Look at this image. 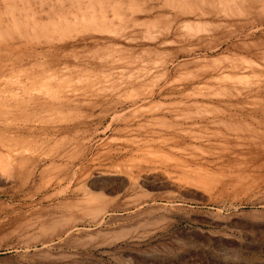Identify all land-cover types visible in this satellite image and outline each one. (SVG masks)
Here are the masks:
<instances>
[{
  "label": "rangeland",
  "instance_id": "1",
  "mask_svg": "<svg viewBox=\"0 0 264 264\" xmlns=\"http://www.w3.org/2000/svg\"><path fill=\"white\" fill-rule=\"evenodd\" d=\"M11 1L2 0L3 3L0 2V5L2 3L4 7L8 8L9 13L14 7L17 9V12L13 10L14 14L12 12L9 14L6 8L0 7V15L4 14L1 18L5 23L3 25L0 18L2 23H0L2 25L0 30L4 29L1 31V35L5 34L6 36L7 34L8 36L10 33L11 38L19 40H16V43L13 39H9L10 37H5V40H3L4 36L0 37L2 38L0 40V147H2L0 148V158L3 159H0V165L3 167L0 166V264H264V164L254 154L258 150L257 147H254L255 144L252 146L255 142L251 143L249 139H244L245 144V142H241L243 140L240 138L250 135V132L248 134L244 129L247 127V131H251L249 129L257 125L263 129L257 131L264 132L262 125L264 124V24H262L263 26L259 24L262 27H249V29L252 28V32L243 34L236 39L240 43V48L241 44L245 47L247 45V47H243L242 50L236 46L229 53L225 50V44L217 46L219 39L205 35L204 31L197 32L198 35L195 38L186 34V37L171 43H161V39L165 35H163V31L167 32L166 29L168 28L169 31L170 28L169 24L174 15V11L170 9L173 6L177 7L180 10L178 13H183V16L186 15V12L195 11V17L194 14L191 15L192 17L190 16V20L193 19V23H195L204 17L200 12H208L204 6L211 0H185V2L184 0L183 2L181 0H153V2L152 0H120V3L117 2L118 0H110L111 2L86 0L90 3L84 0L87 4L83 0L82 4L79 2L81 0H78V4L75 0H68V2L74 1L73 5L76 3L75 6L70 5V2L67 4V0H64L63 3L60 2L62 0H55L56 2L53 0H46V2L44 0H38V2H35L37 0H22L25 9L21 3V6L16 3V0H13V4ZM48 1L52 6L47 4ZM52 1L55 2V6ZM97 1L101 3V7H97L99 4ZM103 1L110 3L107 4ZM258 1L260 0L253 1L256 2L255 8ZM42 2L46 7L50 6V11L49 7L46 8L42 5ZM179 2H182V5ZM6 3L13 8L5 6ZM24 3L33 8H28ZM56 3L58 4L56 5ZM152 3L156 8L151 14H148L149 10L146 7L150 5L148 6L150 8ZM240 3L244 4L241 1ZM38 7L40 8L38 9ZM69 7L70 9H68ZM58 8H61L68 18L62 11L59 14ZM65 8L72 12H66ZM52 9L55 12H52ZM89 9L90 11H88ZM2 10H5V13ZM47 11H49V14L47 13L48 20L43 16ZM121 11L123 12L121 13ZM18 12L23 15L17 17L20 14ZM30 12L35 14V17ZM92 12H94L95 19L85 16L92 15ZM262 12L264 9L259 12L260 14H257V18L264 16ZM15 13V24L16 22L20 24L18 21L22 18L25 21V18L30 19V17L35 18L34 20L39 24L35 26L33 22L36 24L37 22L31 21L30 25L26 26L27 19V22L22 20L24 22L21 21L20 25L22 26L16 24L17 29H20L19 33L15 34L18 31H14L16 29H13L14 23L10 26L7 23L13 22L11 15H15ZM72 13L78 19L71 16ZM198 13L200 14L199 19H197ZM81 14L84 18L80 16ZM98 14L100 18H98ZM8 15L11 17H6ZM39 15L41 18L44 17L42 19L45 23L39 21L42 20ZM114 15L115 17H113ZM37 16L39 17L36 18ZM53 20L54 25L52 24ZM89 24L97 25L98 28H89ZM202 24L195 23L193 28L202 30ZM5 25L6 28H13H8L4 33ZM51 25L56 29H53ZM30 26L35 28L32 30H35L33 32H36L35 37L37 36L38 39H32L34 33ZM67 26H71L72 29L71 27L68 29ZM205 26L210 27L211 23L207 22ZM65 27H67V31H65ZM10 30L15 33L12 34ZM55 30L57 33L54 34ZM43 32L48 35L46 34L47 36L41 40L40 37H44L45 34ZM56 34L58 35L56 36ZM30 37L34 43L31 42ZM48 40L49 42H47ZM261 48L263 49L261 50ZM182 49L185 52L178 58V61L171 62L167 59L164 63L154 64L148 75L139 76L128 70L134 68L132 70L135 71L136 68H140L141 64L137 65L132 62L139 60L135 59L137 56L145 64L148 57L149 59L155 55L157 59L158 57H168L169 52L173 53L177 50L180 52ZM236 51L237 53H235ZM131 57L134 59L132 60ZM132 63L131 66L126 65ZM124 64L125 68H122ZM229 64L231 65L226 66L227 69L222 67ZM126 66L127 68L128 66L134 67L127 69ZM222 68L228 71H224ZM85 88L88 92L85 91ZM250 110H255L257 113L254 111V114ZM243 112L246 113L244 116H250L251 112L253 118L260 116L258 118V120L261 119L260 121L254 119L258 123H263L256 122L257 124H255L253 122L252 127L249 128L246 124L250 117H244ZM198 113L202 114L203 119L197 118ZM150 114L154 118L159 117L160 120L167 121L161 126L166 125L163 129L168 138H172L173 135L172 139L177 138L174 143L181 150L177 149L174 152L172 163L171 160L169 161L170 167L155 168L142 173V177L139 178L143 183L142 191L163 198L175 199L174 205L180 209L181 213L190 212L197 218L195 221L180 219L179 223L173 227L157 230L148 235L149 233H139L134 230L120 231L121 228L134 223L131 216L120 214L121 216L116 217V222L113 220L110 228H106V225L90 226L81 228L82 230L74 232L71 234L72 236L56 237L55 232L59 230V227L56 228L57 231L51 230L49 226H46L50 223L49 215L45 214L47 218L43 216L45 217L43 220L41 215L43 209L49 206V201L44 200L41 205L39 202H41L42 195L40 194L31 196L32 201L30 198L27 201L21 200L20 197L23 195L12 199V181L4 177L7 174L4 171H8L6 165L13 161L14 156H20L19 154L22 153L21 156L24 157L38 158L45 151L51 149L54 151L58 145L65 144L64 141L69 139L67 134L76 127L91 128L90 130L98 128L100 130L98 135L92 137L86 144V148L91 151L106 150L112 144L111 139L117 143V141L132 137L137 131H140V134L144 136L152 127L142 126L139 130L136 125L137 122L141 123L145 116L151 117ZM231 115L235 119L237 116L236 120L241 117L240 120L243 117L247 119L246 123L238 120L241 124L245 123L246 127H242L244 132H236V129L241 128L238 125L240 122L237 121L236 125L239 127L237 128L233 123L235 120L232 118L234 117ZM220 116L221 118L230 117V120H233L232 126L230 123L227 125L230 124L232 128L235 125L236 129L233 130L226 124L220 127L222 124L218 125L219 122L215 124L214 118ZM154 121L158 122L157 119ZM159 122L160 125L162 121ZM112 125L122 128L123 134L121 132L120 135L109 138ZM224 126H227L226 129ZM257 126L255 131L259 129ZM66 128L70 129L66 131ZM229 130H232L231 133L228 132ZM233 131L235 135L233 134L234 136L231 137L235 140L233 142H236V146H238L237 143L240 144L238 148L233 147L232 139L229 136ZM240 134L244 135L240 136ZM198 137L204 138L202 143L200 142L201 138L198 139ZM227 137L230 141H226ZM234 137L240 138V142H237L238 139L236 140ZM205 140L209 141L210 145ZM223 143L229 145L226 147H232L226 148ZM249 147L252 150L249 151ZM253 150L254 152H252ZM59 163H62L61 159L54 164L57 166ZM28 166L29 164L25 168L30 170V166ZM35 169H33L35 175L43 179L52 178L57 173L56 167L48 161L40 163ZM64 172L69 173L71 170L67 168ZM93 180H96L98 186L92 188V191L95 192L119 187V184L114 180L101 182L103 178L98 177L95 171L87 179L86 187H89V183ZM36 182L39 183V179ZM75 182L77 181L73 178L69 183L71 186L68 185L69 188L68 186L63 190L55 188L54 190L50 189L49 192H59L58 201H67L70 205L82 196V190L79 191V186ZM36 198L38 199L36 200ZM50 216V218H56L55 215L50 214ZM44 220L45 223H43ZM32 222L39 226L43 223L46 226L44 229L47 230L40 231V228L36 227V229L25 230L28 234L25 233L23 225ZM68 222L70 224L72 221ZM11 231L15 232L11 233ZM44 240L48 245L42 244ZM10 243L12 245L9 246ZM35 243V247L25 248L27 244L34 245ZM48 251L51 252L49 255L56 254L54 256H58L59 259L56 262H49L50 259L46 260Z\"/></svg>",
  "mask_w": 264,
  "mask_h": 264
},
{
  "label": "bare ground",
  "instance_id": "2",
  "mask_svg": "<svg viewBox=\"0 0 264 264\" xmlns=\"http://www.w3.org/2000/svg\"><path fill=\"white\" fill-rule=\"evenodd\" d=\"M5 1V0H4ZM10 1V0H9ZM17 2L16 3H18L19 5H20V3L22 4L23 3V1L22 2H18V1H20V0H16ZM35 1V0H34ZM45 2H46V0H44ZM49 1H51V0H49ZM49 1H48V3L47 4H49ZM53 1H55V0H53ZM52 1V2H53ZM57 1V0H56ZM55 1V2H56ZM58 1H60V0H58ZM66 1V0H65ZM75 1H77L76 3L78 4V0H75ZM84 1V0H83ZM83 1L81 0V1H79V2H81L80 4H82L83 3ZM86 1V0H85ZM84 1V3H86V2H88V1H91V0H88V1H86L85 2ZM94 1H96V0H94ZM99 1V0H98ZM97 1V3H99ZM102 1V0H101ZM100 1V2H101ZM106 1H110V0H106ZM106 1H103L104 3H107ZM112 1V0H111ZM110 1V2H111ZM120 0H118L117 2H119ZM124 1V0H123ZM155 1V0H154ZM162 1V0H161ZM171 1H173V0H171ZM182 2H183V0H181ZM187 1V0H186ZM240 1L241 2H244V4H242V3H240ZM254 0H211V2L210 3H208V4H206L204 7H206L205 8V10H207L208 12H200V14L202 15V16H204V17H201L200 19H199V17H200V14L198 15V17H197V19H199V20H197V21H199L198 23H203L202 25H203V29L202 30H199V29H194L193 28V25L196 23V24H198L197 23V21L195 22V23H193V19L192 20H190L191 19V15H193L194 14V17H195V11L194 12H192L191 10V12L189 13H187L186 11V15H182L183 13H178V11H180L177 7H175V6H171L172 7V9H170L171 11H174L173 12V18H172V20L170 21V24H169V31H168V28L166 29L167 30V32L166 31H163V38L161 39V43L162 44H167V43H171V42H173L174 40H179V39H181V38H183V37H186L187 35L186 34H189V35H191V36H193V38H195L197 35H198V33L199 32H201V31H204V33H205V35L207 34V36H212V37H214V38H217V39H219L218 41H217V46H220V45H224L225 44V50L226 51H228L229 53L230 52H232L231 50L232 49H234L236 46H237V48H240V43H238L237 41H236V39L239 37V36H241V35H243V34H249L250 32H252V28L251 29H249V27H252V26H259V24H264V16H262V18H257V14L259 13V12H261V11H263V9H264V0H260V1H258V4H257V6H256V8L254 7V5L256 4V2H253ZM0 2H2V0H0ZM6 2H8V1H6ZM12 2V4H13V0L11 1ZM11 2H9V3H11ZM28 3H29V1H27ZM26 2V3H27ZM32 2V1H31ZM35 2H38V0L37 1H35ZM34 2V3H35ZM44 2V3H45ZM55 2H53L54 3V6H55ZM60 2H64V0H62V1H60ZM70 2V5H73L74 3V1L72 2V1H69ZM68 2V0H67V4L69 3ZM103 2H102V5H103ZM110 2H108V3H110ZM116 1H115V3H117ZM121 2V1H120ZM119 2V3H120ZM128 2V1H127ZM152 2H153V0H152ZM168 2V1H167ZM182 2L180 3V5H182ZM184 2H185V0H184ZM3 3V2H2ZM2 3H1V5H0V7H2L3 5H2ZM40 3V2H39ZM51 3V2H50ZM72 3V4H71ZM76 3H75V5H76ZM88 3H90V2H88ZM92 3V2H91ZM94 3V2H93ZM92 3V4H93ZM97 3L95 4V6L97 5ZM107 3V4H108ZM114 3V4H115ZM162 3V2H161ZM172 3V2H171ZM174 3V2H173ZM178 3V2H177ZM254 3V4H253ZM17 4V5H18ZM25 4V3H24ZM41 4V3H40ZM58 3H56V5H57ZM79 4V5H80ZM87 4V3H86ZM85 4V5H86ZM100 4V5H99ZM98 4V6L97 7H101V3H99ZM156 4V3H155ZM163 4H164V2H163ZM169 4V3H168ZM19 5L17 6V7H19ZM26 6H28V8L30 7V5L28 4H25ZM35 5V4H34ZM42 5H44V7H46V5L45 4H43V2H42ZM42 5H41V7H42ZM49 5H51V4H49ZM47 6V7H49L48 9H49V11H50V6ZM60 5V4H59ZM62 5H65V4H62ZM75 5H73V6H75ZM78 5V6H79ZM128 5H130V4H128ZM177 5V4H176ZM184 5V4H183ZM5 6H9V4L8 3H6V5ZM14 6H16L15 4H14ZM21 6V5H20ZM38 6V5H37ZM52 6V5H51ZM53 6V7H54ZM61 6V5H60ZM119 6V5H118ZM117 6V7H118ZM148 6H150V5H148ZM146 7L149 11H148V14H151L152 13V11L153 10H155V6H154V3H152V5H151V7L149 8V7ZM178 6V5H177ZM189 6V5H188ZM4 7V6H3ZM2 7V8H3ZM9 7H12V6H9ZM22 7L24 8L25 6L22 4ZM21 7V8H22ZM32 7V6H31ZM30 7V8H31ZM46 7V8H47ZM56 7H58V6H56ZM68 7V6H67ZM114 6H112V8H113ZM119 7H121V5L119 6ZM118 7V8H119ZM122 7H123V5H122ZM169 7V6H168ZM179 7V6H178ZM181 7V6H180ZM183 7V6H182ZM6 8V10H7V12L9 13V11H8V8L7 7H4L3 9H5ZM13 8V7H12ZM16 7H14L13 8V10H16L15 12H17V9H15ZM20 8V9H21ZM33 8V7H32ZM35 8V7H34ZM40 7H38V9H39ZM43 8V7H42ZM46 8H45V11H46ZM62 8V7H61ZM61 8H58L59 9V14L61 13L60 11H62V13L64 12ZM83 8V7H82ZM110 8V7H109ZM117 8V9H118ZM131 8V7H130ZM137 8V7H136ZM165 8V7H164ZM11 9V8H10ZM9 9V10H10ZM25 9V8H24ZM44 9V8H43ZM61 9V10H60ZM68 9H70V7L68 8ZM104 9H105V7H104ZM103 9V10H104ZM111 9V8H110ZM114 9V8H113ZM112 9V10H113ZM124 9V8H123ZM167 9V8H166ZM254 11H253V10ZM13 10H11L10 11V13L9 14H11V12L14 14V11ZM33 10V9H32ZM31 10V11H32ZM42 10V9H41ZM109 10V9H108ZM5 10H2V12H4ZM22 11V10H21ZM49 11H47L46 12V15H43V16H45V17H49V15H47V13L49 14ZM58 11V10H57ZM65 11L67 12V11H69V10H67L66 8H65ZM71 12H72V10H70ZM69 11V12H70ZM74 11V10H73ZM88 11H90V9L88 10ZM110 11V10H109ZM143 11V10H142ZM144 11H145V9H144ZM1 12V13H2ZM25 12H27L26 10H25ZM24 12V13H25ZM52 12H55L54 11V9H52ZM65 12V13H66ZM79 12V11H78ZM123 11H121V13H122ZM129 12H131V11H129ZM139 12V11H138ZM145 12H147V11H145ZM150 12V13H149ZM165 12V11H164ZM164 12H162L163 14H164ZM5 13V12H4ZM18 13H20V14H18V16L17 17H19V15H23V14H21V12H18ZM22 13H23V11H22ZM28 13V12H27ZM32 13H33V11H32ZM51 13V12H50ZM77 13V12H76ZM87 14H88V12H86ZM85 13V14H86ZM93 14L91 15V14H89V15H85V16H90V18H94V12H92ZM117 13V12H116ZM120 13V12H119ZM120 13V14H121ZM162 13H161V15H162ZM168 13V12H167ZM26 14V13H25ZM30 14H31V12H30ZM41 14V13H40ZM64 14V13H63ZM79 14V13H78ZM118 14V13H117ZM132 14V13H131ZM147 14V15H148ZM166 14V13H165ZM171 14V13H170ZM260 14V13H259ZM262 14H264V12H262ZM6 15V14H5ZM31 15H34V17H35V14H31ZM42 15V14H41ZM41 15H39L40 16V18H41ZM51 15H53V13H51ZM56 15V14H55ZM58 15V14H57ZM65 16H66V14H64ZM63 15V17L65 18V20H66V17ZM94 15V16H93ZM146 15V14H145ZM1 16L3 17L4 16V14L2 15H0V18H1ZM12 16V17H11ZM11 16H6V17H11V18H13L12 19V21L13 22H10L9 20V22H7V23H9V26L10 25H13L12 23H14V17L16 16V13H15V15H11ZM39 16H37L36 18H38ZM42 16V18H44ZM71 16H74V14L72 13L71 14ZM80 16H82V14L80 15ZM120 16V15H119ZM163 16V15H162ZM191 16V17H190ZM207 16H208V19H207ZM255 16H256V18H255ZM258 16H260V15H258ZM6 17H4L5 19H7ZM26 17H27V15H26ZM46 18L47 20L49 19V18ZM58 17V16H57ZM60 17V16H59ZM83 17V16H82ZM103 17V16H102ZM113 17H115V15L113 16ZM118 17V16H117ZM122 17V16H121ZM145 17V16H144ZM167 17V16H166ZM193 17V18H194ZM247 17V18H246ZM3 18V19H4ZM21 18V17H20ZM19 18V19H20ZM41 18V19H42ZM52 18V17H51ZM51 18H50V20H51ZM68 18V17H67ZM71 18V17H70ZM69 18V19H70ZM73 18V17H72ZM74 18H77V17H75L74 16ZM74 18H73V20H74ZM81 18V17H80ZM84 18V17H83ZM96 18V17H95ZM94 18V19H95ZM98 18H100V16H99V14H98ZM9 19V18H8ZM26 19H27V21H28V23L27 24H25L26 26H29L30 24V22L31 21H36V20H34V19H32L31 17H30V19L29 18H25V21H24V19L22 18V20L24 21V22H27L26 21ZM54 19V18H53ZM57 19V18H56ZM78 19V18H77ZM102 19V18H101ZM168 19V18H167ZM22 20H19L18 22H20V24L23 22ZM45 20V19H44ZM55 20V19H54ZM54 20H53V22H52V24L53 23H55L54 22ZM65 20H64V23L67 25V22H65ZM105 20H107V19H105ZM117 20V19H116ZM136 20V19H135ZM22 21V22H21ZM39 21H41L42 23H45V22H43V19L42 20H39ZM66 21H68V20H66ZM114 21V20H113ZM139 21V20H138ZM195 21V20H194ZM1 22L3 23V25L5 24L4 22H3V20H2V18H1ZM0 22V23H1ZM16 22V21H15ZM23 22V23H24ZM37 22V21H36ZM46 22H48V21H46ZM57 22H59L58 21V19H57ZM61 22V21H60ZM69 22V21H68ZM168 22V21H167ZM207 22H210L211 23V26L210 27H208V26H205V25H207ZM1 23V24H2ZM6 23V24H7ZM42 23L40 24V26L42 25ZM72 23V22H71ZM95 23H96V21H95ZM118 23V22H117ZM136 23H138L137 21H136ZM169 23V22H168ZM167 23V24H168ZM16 24H17V22H16ZM15 23H14V28L13 27H7L6 28V25L4 26L6 29H5V31H4V33H6V31L8 30V28L9 29H11V28H13V29H15L14 31L15 32H17L20 28H18L17 29V25H19V26H22V25H20L19 23L16 25ZM29 24V25H28ZM33 24H35V26H37L39 23L37 22V24L36 23H34L33 22ZM48 24V23H47ZM58 24H61V23H58ZM63 24V23H62ZM64 24V25H65ZM75 24V23H74ZM94 24V23H93ZM93 24H89V28H93V27H97L98 28V26L97 25H94L93 26ZM105 24V22L103 23V25ZM54 25V24H53ZM55 25H57V24H55ZM90 25H92V26H90ZM134 25H135V23H134ZM259 26V27H262V26ZM1 26L2 25H0V28H1ZM52 26V25H51ZM60 26V25H59ZM61 26H63V25H61ZM106 26V25H105ZM109 26V25H108ZM107 26V27H108ZM110 26H112V25H110ZM195 26V25H194ZM3 27V28H4ZM30 27H32V26H30ZM44 27H45V25H44ZM47 27H48V25H47ZM46 27V28H47ZM53 27V29L55 28L54 26H52ZM68 27V26H67ZM67 27H65V31H67L68 29H70L69 27H71V26H69L68 27V29H67ZM76 27V26H75ZM78 27H80V26H78ZM99 27H100V25H99ZM104 27V26H103ZM106 27V28H107ZM131 27V26H130ZM133 27V26H132ZM27 28V27H26ZM34 27H32L31 28V31L33 32V31H35V30H32ZM49 28V27H48ZM60 28V27H59ZM82 28H85V27H82ZM105 28V29H106ZM35 29V28H34ZM37 29V28H36ZM42 29V28H41ZM56 29V28H55ZM71 29H72V27H71ZM86 29V28H85ZM84 29V30H85ZM88 29V28H87ZM86 29V30H87ZM101 29V28H100ZM254 29V28H253ZM4 30V29H3ZM2 29L0 30V37L2 36H4V38H3V40H5V37H10L9 39H13V38H11V35L9 36V34L10 33H8V36H7V34H6V36H5V34L4 35H1L2 33H1V31H3ZM17 30V31H16ZM21 30H22V28H21ZM29 30V29H28ZM38 30V29H37ZM43 30V29H42ZM41 30V31H42ZM50 30V29H49ZM90 30V29H89ZM88 30V31H89ZM10 32H11V30H10ZM15 32H11L12 34H14ZM22 31H20V33H21ZM165 32V33H164ZM198 32V33H197ZM19 33V31L17 32V33H15V34H18ZM34 33V37H32V39L33 38H37V36L35 37V33L36 32H33ZM43 33H45L44 34V37L42 36V37H40V39L42 38V39H44L48 34L46 33V32H43ZM55 33H57V31L55 30L54 31V34ZM65 33H67V32H65ZM64 33V34H65ZM77 33H79V32H77ZM197 33V34H196ZM22 34V33H21ZM27 34H28V32H27ZM32 34V33H31ZM42 34V33H41ZM47 34V35H46ZM63 34V33H62ZM68 34H69V31H68ZM81 34V33H80ZM23 35H25V34H23ZM58 34H56V36H57ZM70 35H71V32H70ZM13 36V35H12ZM17 36V35H16ZM19 36H21V35H19ZM18 36V37H19ZM25 36H27V35H25ZM39 36H41V35H39ZM49 36H51V37H56L55 35H49ZM220 36V38H218ZM17 37V38H18ZM28 37V36H27ZM83 37V36H82ZM85 37V36H84ZM16 38V37H15ZM20 38V37H19ZM25 37L23 36V39H24ZM48 38V37H47ZM9 39H7V40H9ZM22 39V38H21ZM20 39V40H21ZM27 39H29V38H27ZM27 39H26V41H27ZM30 39H31V37H30ZM32 39H31V42H33L34 43V41H32ZM38 39V38H37ZM41 39V40H42ZM0 40H2V38H0ZM14 40V39H13ZM16 40H18V39H16ZM16 40H14V41H16ZM47 40V39H46ZM54 40V39H53ZM62 40V39H61ZM19 41V40H18ZM24 41V40H23ZM58 41V40H57ZM60 41V40H59ZM84 41V40H83ZM5 42V41H4ZM30 42V41H29ZM30 42V43H31ZM38 42V41H37ZM43 42V41H42ZM47 42H49V40L47 41ZM244 42V41H243ZM16 43H17V41H16ZM23 43V42H22ZM39 43H40V40H39ZM4 44V43H3ZM25 44V43H24ZM246 44V43H245ZM245 44H243V45H245ZM12 45V44H11ZM216 45V44H215ZM214 45V47H216ZM239 45V46H238ZM198 46V45H197ZM243 47H245V46H242V44H241V48L240 49H242L243 50ZM246 47H247V45H246ZM245 47V48H246ZM236 48V49H237ZM263 48H261V50H262ZM169 50V49H168ZM238 50V49H237ZM245 50V49H244ZM260 50V49H259ZM247 51V50H246ZM245 51V52H246ZM167 53H168V51H166ZM185 52V50L184 49H182V50H180V52H178V50L177 51H173V53H172V51L171 52H169L168 54H167V56L168 57H162V58H160V57H158V59H157V57H156V55L154 56V57H152L151 59H149V57L148 58H146V59H148V60H146L147 62L144 64L143 62H141L140 61V57L139 56H137V58H135V59H139V60H137V61H134L133 59L134 58H132V62H134V64H141V66H139L140 68H136L135 69V71H133L134 70V68H132V67H134V66H132V67H130L131 65H133V63L132 64H126V65H130V66H128V68L130 67V68H132L131 70L130 69H128L127 68V66H126V68L129 70V71H132L131 73H135V74H137V75H148L150 72V69H151V67H152V65H154V64H158L159 62H161V63H164L167 59L169 60V61H171V62H174V61H178L179 59V57L183 54ZM235 53H237V51L235 52ZM240 53H241V50H240ZM170 54V55H169ZM232 54V53H231ZM234 54V53H233ZM249 54H251V53H249ZM249 54H247V55H249ZM256 54V53H255ZM253 55V54H252ZM259 55V54H258ZM241 56V55H240ZM130 58V59H131ZM159 58H160V60H159ZM129 61H131V60H129ZM126 62V61H125ZM127 63V62H126ZM181 63V62H180ZM232 63V62H231ZM123 64V63H122ZM121 64V65H122ZM180 65V64H179ZM231 64H229V65H224V66H222V67H225L226 69L228 68V67H226V66H230ZM122 68H125V64L123 65V67ZM232 68V67H231ZM162 69H164V68H162ZM226 69H224V68H222V70H226ZM120 70H121V66H120ZM226 71H228V70H226ZM131 73H130V75H131ZM221 73V72H220ZM223 73V72H222ZM226 73V72H225ZM133 76V75H132ZM129 78V77H128ZM131 80V79H130ZM73 89H75V88H73ZM78 89V88H77ZM86 89L87 88H85V91H86ZM81 91V90H80ZM84 91V92H85ZM86 92H88V91H86ZM89 92H91V91H89ZM157 93H158V91H157ZM88 94V93H87ZM255 109V108H254ZM260 109V108H259ZM259 109H256V111H259ZM250 111H252V110H250ZM254 111L255 110H253L252 112L254 113ZM255 111V113H257ZM201 112V111H200ZM252 112H251V115L247 112V114L248 115H250V116H244V114H246V113H242V115L244 116V117H250V119H248V123L246 124L247 126H249V128L250 127H252V125L251 124H253V122L255 123V124H257L258 122L255 120V119H257L258 120V118L260 117L259 116V114H258V116L259 117H251L252 116ZM262 112V111H261ZM150 113V112H149ZM154 113V112H153ZM203 113V112H202ZM223 113V112H222ZM241 113V112H240ZM254 113V114H255ZM192 114H193V112H192ZM239 114V113H238ZM253 114V115H254ZM263 114V113H262ZM262 114H260V115H262ZM152 114H150V116H151ZM194 115V114H193ZM198 117L197 118H202L201 117V115H200V113H198ZM224 116H226L225 114H223ZM228 115H229V113H228ZM241 115V114H240ZM241 115V116H242ZM173 116V115H172ZM222 116V115H221ZM221 116L220 117H215L214 119V123L215 124H217V122H219L218 123V125L221 123L222 124V126H220V127H223V125L224 124H226L227 125V123H232V121L230 120V117H227V118H229L228 120H226L227 118L226 117H224V118H221ZM232 116V115H231ZM241 116H239V117H241ZM255 116H257V115H255ZM264 116V115H263ZM232 117H234V116H232ZM231 117V118H232ZM243 117V119H244V121H242V120H240L241 118H238V120H240L241 122H245L246 123V120L247 119H245ZM162 118V117H161ZM164 118V117H163ZM196 118V117H195ZM143 119V118H142ZM155 119H157L158 120V122H159V120H160V118L159 117H157V118H154L153 116H151V117H147V116H145L144 117V119H143V121L141 122V123H138L137 122V127H138V129L140 130L141 128H142V126H151L152 128H149V131H147L146 132V134L144 135V136H142V134H140L141 132L140 131H137L136 133H135V135H133L132 137H130V138H126L125 140H120V141H117V143L116 142H114V140L113 139H111V141H112V144L106 149V150H97V151H91V150H89L88 148H86V144L92 139V137L93 136H95V135H98V133H99V129L98 128H96V129H93V130H90L89 128H86V127H84V128H79V127H76V129H72V131H70L67 135H68V140L67 141H64V145H58L56 148H55V150L54 151H52V149L51 150H49V151H45L42 155H40L38 158H30L29 156L28 157H24V156H21L22 155V153L21 154H19L20 156H14V158H13V161L12 162H10V163H8V165H6L7 167V169L6 170H8V171H4L5 173L7 172V174H6V176H4L7 180H10V181H12V185H13V189L11 190L12 191V199L13 198H16V197H18V196H20V195H23L22 197H20L21 198V200H23V201H27L31 196H35V194L37 195V194H40V195H42V199H41V202H39L41 205H42V202L44 201V200H47V201H49V206L47 207V208H44L43 210V214H41L42 215V220H43V218L45 219V214L47 215H49L48 216V221L50 222L49 223V225H46V226H49V228H51V230H58V229H56L57 227H59V230L57 231V232H55L54 234L56 235V237H61V236H72L71 234H73L74 232H76V231H79V230H82L81 228H85V227H90V226H94V227H99V226H101V225H106L105 227L106 228H110L109 226L115 221V219H116V217L118 218L119 216H121L120 214H123V215H127V216H131V218H133L134 219V223H132V224H130L128 227H123V228H121V230L120 231H124V232H128L129 230H134L135 232H139V233H144V232H146V233H149L148 235H150V233L152 234V233H154V232H156L157 230H161V229H166V228H169V227H173L174 225H176V224H178L179 223V221H180V219H187V220H189L190 222H193V221H195L197 218H195L194 216H192L191 215V213L189 212V213H181V211H180V209L179 208H177L174 204H175V202H176V200L175 199H169V198H163V197H160V196H158V195H153V194H149V193H145V192H143L142 191V184L143 183H141L142 181H140L139 180V178L140 177H142V173L143 172H145V171H151V169L153 170V169H155V168H165V167H170V162L172 163V160L174 159V152L178 149V150H181L180 149V147H176L177 145L174 143V142H176L175 140L177 139H172L173 138V136H172V138H168V136L165 134V132H164V127L166 126H164V127H162L161 126V124H163V123H165L166 124V122L165 121H163V120H160V122L162 121V123H160V125L158 124V122H155L154 120ZM175 119V118H174ZM203 119V118H202ZM232 119H234L235 121L233 122L235 125L236 124H238L237 123V121L238 120H236L237 119V116H236V119H235V117L234 118H232ZM141 120V119H140ZM165 120H166V118H165ZM261 120V119H260ZM260 120H258V121H260ZM262 120H263V118H262ZM240 121H238V122H240ZM250 121V122H249ZM236 122V123H235ZM241 122L238 124L239 125V127H246V125H245V123L243 124H241ZM257 122V123H256ZM262 122V121H261ZM156 123V124H155ZM263 123V122H262ZM262 123H258V124H262ZM139 124V125H138ZM220 124V125H221ZM230 124H229V128H232L231 126H232V124H231V126H230ZM251 126H250V125ZM234 125V126H235ZM263 125V128H264V124H262ZM262 125H260L261 127H262ZM84 126V125H83ZM227 126H224L225 127V129H226V127ZM233 126V130H235L236 129V127H237V125H236V127H234ZM257 126V125H256ZM256 126H253L252 128H253V130H252V128H250L249 130H251V131H247V128H244V129H246L245 131L248 133V132H250V135H248L247 137H250L251 135H253V137H250V138H253V139H250V138H247V137H244V136H242V135H244V134H240V136H242V137H244V138H242V137H240L241 138V140H243V141H241V142H245V140L244 139H249L250 141H251V143L254 141L255 143H253L252 144V146L255 144V148L256 149H258L257 151H255L254 152V150L252 151V152H254V154L256 155V158H259L260 160H262L261 161V163L262 164H264V132L263 133H261L260 131H257V130H263L262 128L260 129V127H258L259 129H256V131H255V127ZM81 127V126H80ZM111 127V126H110ZM239 127H237V128H239ZM239 128V129H236V132L238 133V131L241 133L244 129L242 128ZM70 129V128H69ZM68 129V130H69ZM105 129V128H104ZM110 129V128H109ZM223 129V128H222ZM66 131H68L67 130V128L65 129ZM122 130V128L120 129V127H116V126H114L113 127V125H112V127H111V129H110V133H111V136L109 137V138H111V137H114V136H117V135H120L121 134V131ZM241 130V131H240ZM232 131V130H231ZM231 131L229 130L228 132H230L231 133ZM60 132V131H59ZM106 132V131H105ZM244 132V131H243ZM260 132V134H258ZM61 133H63V131L61 130ZM66 133V132H65ZM103 133V132H102ZM246 133V134H247ZM122 134H123V132H122ZM235 135V132L233 131V133H232V135H230L229 134V136L231 137V136H234ZM249 134V133H248ZM139 135H141V136H139ZM222 136V135H221ZM237 137L239 136L238 134L236 135ZM246 136V135H245ZM207 137V136H206ZM211 137H213V136H211ZM223 137V136H222ZM221 137V138H222ZM175 138V137H174ZM201 138V137H200ZM199 137H198V139H200ZM204 138H205V136H204ZM204 138L202 137L199 141L202 143V139L204 140ZM210 138V137H209ZM208 138V139H209ZM233 137H231V139H232ZM234 138H236V137H234ZM239 138V139H240ZM179 139V138H178ZM197 139V140H198ZM206 140H207V138H205ZM214 140H215V138H213ZM238 138H236V140H237ZM237 140V142L239 141L240 142V140ZM205 140V141H206ZM230 141L229 140V137H227L226 138V141ZM199 141H197V142H199ZM225 141V142H226ZM232 142L233 141H235V140H231ZM249 141V142H250ZM114 142V143H113ZM206 142H208V144L210 145V142L209 141H206ZM251 143H249L250 144V147H252L251 146ZM109 144V143H108ZM178 144V143H177ZM200 144V143H199ZM215 144H217V143H215ZM229 144H231V143H229ZM245 144H246V142H245ZM245 144H243V145H245ZM176 145V146H175ZM182 145V144H181ZM201 145V144H200ZM219 145H220V143H219ZM225 145V143H223V146ZM228 144H226L224 147H226ZM232 145V144H231ZM235 145V146H234ZM237 145L239 146L240 144L239 143H237ZM242 145V144H241ZM242 145V146H243ZM247 145H248V142H247ZM247 145H245V146H247ZM2 146V145H1ZM8 146V145H7ZM221 146V145H220ZM229 146V145H228ZM238 146H236V142L234 143L233 142V147H237L238 148ZM241 146V147H242ZM244 146V147H245ZM172 147H174V148H176V149H174V148H172ZM206 147H208V146H206ZM232 146H230V147H226V148H231ZM241 147H239V148H241ZM249 147V151H250V148ZM253 147V148H254ZM0 148H2V147H0ZM12 148V147H11ZM20 148V147H19ZM44 148V147H43ZM226 148H222L223 150H225ZM243 148V147H242ZM10 149V148H9ZM8 149V150H9ZM16 149V148H15ZM42 149V148H41ZM220 149V148H219ZM245 149V148H244ZM33 150V149H32ZM94 150V149H93ZM174 150V151H173ZM222 150V151H223ZM232 150V149H231ZM238 150H240V151H242L241 149H238ZM237 150V151H238ZM248 150V149H247ZM252 150V149H251ZM173 151V152H172ZM244 151V150H243ZM246 151V150H245ZM244 151V152H245ZM9 152V151H8ZM22 152H23V150H22ZM247 152V151H246ZM10 153V152H9ZM260 156V157H259ZM0 159H2V158H0ZM59 159H61L62 160V163H59L57 166H56V164H54V163H57L58 161H59ZM3 160V159H2ZM171 160V161H170ZM1 161V160H0ZM6 161H7V159H6ZM9 161V160H8ZM50 162L51 163V165L52 166H54V167H56V175L54 176V177H52V178H49V179H43V178H41V177H37L36 175H35V172L33 171V169H35V168H37L38 166H39V164L40 163H42V162ZM170 161V162H169ZM175 161V160H174ZM180 161V160H179ZM175 163V162H174ZM260 163V162H259ZM29 164V166H30V170L28 169H26L25 168V166L26 165H28ZM177 164V163H176ZM1 167H2V165H0ZM28 166V167H29ZM3 168V167H2ZM68 168V170H71V172H69V173H66V172H64V170L65 169H67ZM173 168V167H172ZM36 170V169H35ZM168 170V169H167ZM96 172L97 173V175H98V177L99 176H101L102 178H103V180L101 181V182H108V181H112V180H114L115 182H117V184H119V187L117 188V187H115L114 189H109V190H105V189H101L99 192H95V191H92V188L94 187L95 188V186L96 187H98L97 186V182H96V180H93L92 182H90L89 183V185L91 186H89V187H86L87 186V179L89 178V176H90V174L92 173V172ZM155 171V170H154ZM161 171H162V169H161ZM4 172H3V174H4ZM45 175V174H44ZM141 175V176H140ZM144 175V174H143ZM41 176H43V175H41ZM96 177V176H95ZM73 178L74 179H76V181L77 182H75L79 187H78V189H79V191H81L82 190V196L81 197H79L78 198V200L77 201H75V203H71L70 205H68V203H67V201L66 202H59L58 201V199L60 198V193L59 192H53V193H50L49 191H50V189H52V190H54L55 188H61L62 190L64 189V188H66L68 185H70L69 183L71 182V180H73ZM5 179V180H6ZM37 179H39V183H37L36 181H37ZM101 179V178H100ZM1 180V179H0ZM89 181V180H88ZM8 182V181H7ZM100 182V183H101ZM11 183V182H10ZM99 185V184H98ZM107 185V184H106ZM105 185V186H106ZM116 185V184H115ZM71 186V185H70ZM75 186V185H74ZM114 186V185H113ZM68 188H69V186H68ZM103 188V187H102ZM67 189V188H66ZM66 189H65V191H66ZM61 190V191H62ZM11 191H10V193H11ZM57 191H59V190H57ZM73 191V190H72ZM71 191V192H72ZM9 192H8V194H10ZM62 195V194H61ZM77 196V195H76ZM9 197H10V195H9ZM62 197H64V196H62ZM23 198V199H22ZM39 198V197H38ZM38 198H36V200L38 199ZM41 198V197H40ZM68 199V198H67ZM30 200H31V198H30ZM35 200V199H34ZM35 200V201H36ZM40 200V199H39ZM70 200V199H69ZM72 200H74V199H72ZM32 201V200H31ZM38 202V201H37ZM59 202V203H58ZM29 203V202H28ZM64 203H67V204H64ZM69 203H70V201H69ZM45 204V203H44ZM36 205V204H35ZM39 205V204H38ZM41 205H39V206H41ZM31 206V205H30ZM32 206H34V205H32ZM37 207V206H36ZM43 207V206H42ZM31 214V213H30ZM50 214L51 215H55V217L56 218H50L51 216H50ZM125 215V216H126ZM43 216H45V217H43ZM38 217H40V216H38ZM106 217L108 218L107 220H106ZM36 218H37V216H36ZM47 218V217H46ZM40 220V219H39ZM42 220H41V222H42ZM47 220V219H46ZM70 220V221H72L70 224H69V222L68 221ZM114 220V221H113ZM199 221H202V220H200V219H198ZM197 220V221H198ZM33 221V220H32ZM37 221V220H36ZM67 221V222H66ZM35 222V221H34ZM40 221H39V223H41ZM47 222V221H46ZM116 222V221H115ZM203 222V221H202ZM24 223H26V222H24ZM37 223H38V221H37ZM43 223H45V220H44V222ZM42 223V225L40 224V226L39 225H37V224H34L33 222L31 223V224H28V225H23V228H25V229H23L24 231L25 230H29L30 228H33V229H36V227H39L40 228V231L42 230V231H45V230H47V229H44V228H46V226H44V224ZM195 224V223H194ZM35 225H37V226H35ZM35 227V228H34ZM105 228V229H106ZM15 229V228H14ZM38 229V228H37ZM98 229V228H97ZM100 230V229H99ZM111 230V229H110ZM39 231V230H38ZM104 231V230H103ZM12 232H15V231H11V233ZM30 232V231H29ZM25 233H27L26 231H25ZM31 233V232H30ZM29 233V234H30ZM42 233V232H41ZM19 234H21V233H19ZM28 234V233H27ZM32 234V233H31ZM36 234V233H35ZM95 235V234H94ZM26 236V235H25ZM32 236V235H31ZM43 236V235H42ZM52 236H53V231H52ZM90 236V235H89ZM33 237V236H32ZM27 238H30V237H27ZM39 238V237H38ZM25 239V238H24ZM33 239V238H32ZM35 239V238H34ZM66 239V238H65ZM31 240V239H30ZM36 240V239H35ZM67 240V239H66ZM69 240V239H68ZM40 241V240H39ZM14 242V241H13ZM15 242H17V241H15ZM23 242V241H22ZM26 242H28V241H26ZM25 242V243H26ZM37 242V241H36ZM24 243V242H23ZM40 243H41V241H40ZM43 243H45V244H47L46 242H45V240L44 241H42V244ZM54 244V243H53ZM9 246L10 245H12L11 243L10 244H8ZM19 245V244H18ZM44 245V244H43ZM48 245V244H47ZM50 245H51V243H50ZM61 245V244H60ZM6 246V245H5ZM19 246H21V244L19 245ZM18 246V247H19ZM23 246V245H22ZM36 246V243L34 244V245H32V244H27L26 246H25V248L26 249H29V248H33V247H35ZM24 247V246H23ZM43 247H45V246H43ZM24 248V249H25ZM38 249H39V247H37ZM49 248V247H48ZM5 249H7V248H5ZM8 249H9V247H8ZM21 249V248H20ZM1 250H4V249H1ZM51 250V249H50ZM7 252V251H6ZM49 252L50 251H48V257H47V259L46 260H48L49 261V259H50V261L49 262H51V261H53V262H56L57 261V259H59L58 258V256L56 257V256H54V255H56V254H54L53 256H52V254H50L49 255ZM44 253V252H43ZM45 253L47 254V252L45 251ZM51 253V252H50ZM59 253V252H58ZM23 254V253H22ZM45 254V255H46ZM8 257V256H7ZM3 259V258H2ZM45 260V259H44ZM45 263V262H44Z\"/></svg>",
  "mask_w": 264,
  "mask_h": 264
}]
</instances>
